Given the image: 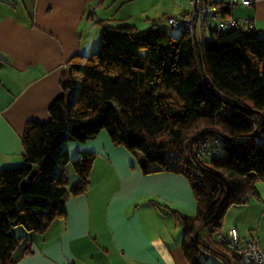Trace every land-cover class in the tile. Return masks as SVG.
I'll use <instances>...</instances> for the list:
<instances>
[{"label":"trees","instance_id":"1","mask_svg":"<svg viewBox=\"0 0 264 264\" xmlns=\"http://www.w3.org/2000/svg\"><path fill=\"white\" fill-rule=\"evenodd\" d=\"M205 1L220 6L219 20L231 16L226 2ZM94 18L101 29L97 50L68 59L49 119L25 125L22 163L0 169V264L30 253L13 227L41 233L66 216L69 193L86 192L94 154L72 160L63 145L102 130L135 155L143 174L170 170L188 180L195 216L171 212L190 264H203L202 252L237 264L235 252L212 235L231 205L245 203L250 193L258 197L255 182L264 180V143L251 135L256 130L264 138V39L255 28L212 26L194 42L181 28L139 29ZM212 138L222 142L218 155L196 158L192 147ZM70 164L78 181L67 190Z\"/></svg>","mask_w":264,"mask_h":264},{"label":"crops","instance_id":"2","mask_svg":"<svg viewBox=\"0 0 264 264\" xmlns=\"http://www.w3.org/2000/svg\"><path fill=\"white\" fill-rule=\"evenodd\" d=\"M117 1L0 0V169L22 163L26 123L49 119V106L62 93L65 63L96 51L101 31L93 19H116ZM230 15L253 21L264 39V0L249 7L234 4ZM132 17L117 21L131 24ZM218 21L213 17L212 25ZM63 147L72 160L94 154L87 190L77 196L69 193L66 216L43 232L24 231L30 253H16L14 264H190L182 250V227L171 212L192 217L196 211L183 174H143L135 155L113 145L105 130ZM65 174L69 190L78 175L71 164ZM212 255L202 252L200 260L212 264Z\"/></svg>","mask_w":264,"mask_h":264},{"label":"rangeland","instance_id":"3","mask_svg":"<svg viewBox=\"0 0 264 264\" xmlns=\"http://www.w3.org/2000/svg\"><path fill=\"white\" fill-rule=\"evenodd\" d=\"M122 1L124 0H118L114 5L113 9H117V11L113 14V18L116 19H113L114 21L112 23L119 24L117 19H121L122 16L133 15L129 19L131 20L130 23L139 29L148 28L152 22L160 26L166 25L168 17L181 15L182 13L179 12H190L192 9L190 0H128V2L121 4ZM148 18L151 21L149 24H146ZM99 26H97V29L100 32L101 29ZM173 32L175 36H179L180 34V30L178 29H175ZM255 190L260 197L250 193L245 203L234 204L227 209L222 219L220 231L226 233L229 228L236 227L241 237H258L264 243V180H257L255 182ZM195 214L196 211L192 217ZM24 231L29 230L22 226L12 228V232L16 237H22V234L25 233ZM201 234L205 235L207 231H202ZM24 236L27 238V235ZM212 238L216 240V233L212 235ZM208 261L212 264H223L222 259L214 255L208 257Z\"/></svg>","mask_w":264,"mask_h":264},{"label":"built area","instance_id":"4","mask_svg":"<svg viewBox=\"0 0 264 264\" xmlns=\"http://www.w3.org/2000/svg\"><path fill=\"white\" fill-rule=\"evenodd\" d=\"M192 9L187 14L170 16L167 18V28L184 29L192 41L205 39L206 31L212 27V18L220 13V6L212 5L205 0H191ZM239 4L249 7L254 0H228L225 5L232 6ZM218 29L230 27L254 28L253 21L230 16L227 19H220L215 25ZM257 143H264L262 135L254 130L251 134ZM222 144L218 138L207 139L201 145L192 147V152L198 159L204 157L213 158L218 155V147ZM216 239L222 242L235 252L237 264H264V246L258 238L242 239L236 227H231L226 233L219 231ZM224 264V263H223Z\"/></svg>","mask_w":264,"mask_h":264},{"label":"water","instance_id":"5","mask_svg":"<svg viewBox=\"0 0 264 264\" xmlns=\"http://www.w3.org/2000/svg\"><path fill=\"white\" fill-rule=\"evenodd\" d=\"M212 93L215 94L214 91H212ZM36 173H37V169L34 168V169L31 171V173L28 175L27 179H24V180L22 181V183H21V188H24V187L27 185L28 181L34 178V176L36 175Z\"/></svg>","mask_w":264,"mask_h":264}]
</instances>
